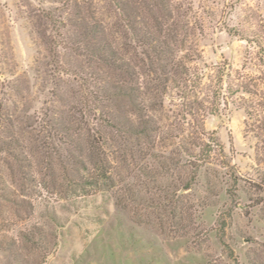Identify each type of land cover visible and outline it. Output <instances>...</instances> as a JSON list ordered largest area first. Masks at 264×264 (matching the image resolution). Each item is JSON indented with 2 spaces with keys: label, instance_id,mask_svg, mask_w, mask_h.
<instances>
[{
  "label": "rangeland",
  "instance_id": "374dc122",
  "mask_svg": "<svg viewBox=\"0 0 264 264\" xmlns=\"http://www.w3.org/2000/svg\"><path fill=\"white\" fill-rule=\"evenodd\" d=\"M0 264H264V0H0Z\"/></svg>",
  "mask_w": 264,
  "mask_h": 264
},
{
  "label": "trees",
  "instance_id": "16d2710c",
  "mask_svg": "<svg viewBox=\"0 0 264 264\" xmlns=\"http://www.w3.org/2000/svg\"><path fill=\"white\" fill-rule=\"evenodd\" d=\"M185 188H187L188 187V185H186V186H184Z\"/></svg>",
  "mask_w": 264,
  "mask_h": 264
}]
</instances>
